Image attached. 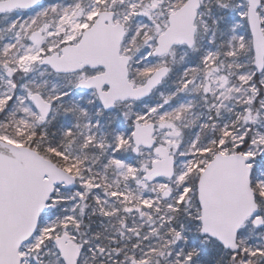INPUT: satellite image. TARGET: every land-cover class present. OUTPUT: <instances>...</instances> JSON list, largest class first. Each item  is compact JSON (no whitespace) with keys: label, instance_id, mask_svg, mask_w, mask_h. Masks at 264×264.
I'll use <instances>...</instances> for the list:
<instances>
[{"label":"snow or ice","instance_id":"snow-or-ice-1","mask_svg":"<svg viewBox=\"0 0 264 264\" xmlns=\"http://www.w3.org/2000/svg\"><path fill=\"white\" fill-rule=\"evenodd\" d=\"M0 264H264V0H0Z\"/></svg>","mask_w":264,"mask_h":264}]
</instances>
